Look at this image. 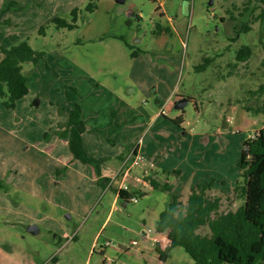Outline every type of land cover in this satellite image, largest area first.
Wrapping results in <instances>:
<instances>
[{
  "label": "rangeland",
  "instance_id": "374dc122",
  "mask_svg": "<svg viewBox=\"0 0 264 264\" xmlns=\"http://www.w3.org/2000/svg\"><path fill=\"white\" fill-rule=\"evenodd\" d=\"M26 1L0 0V10L11 8L10 2L23 6L0 17V42L8 47L27 37L31 48L45 53L40 61H59L55 68L46 66L61 91H50V81L46 83L42 77L37 89L43 94L38 96L30 90L25 106L31 110L28 114L22 111L21 98L13 109L0 103V264H102L105 259L118 264H195L179 246L159 261L156 242L143 240L142 232L150 229L154 234L158 214L170 193L184 203L191 188L205 183L209 185L206 196L219 200L218 214L241 204L242 199L233 192L242 181L236 161L243 140L264 123L261 115L245 109L254 108L262 97L248 92L264 79V19L252 22L247 32L239 31L244 18L233 8H241L245 0H98L93 13L85 11L88 0H61L62 6L72 4L60 13L54 11L57 0ZM159 1L172 21L171 35L152 34L155 23L167 22ZM74 7L78 9L76 27L70 30L55 28L46 21L40 24L48 25L44 35L35 31L25 36L23 26L19 28L14 22L33 8L44 17L54 13L68 19ZM229 11L235 19L228 18ZM258 11L246 14L247 21ZM127 18L131 20L129 26L125 24ZM242 44H248L252 54L228 75L227 65L234 62V51ZM136 50L137 56L132 57ZM204 57L212 61L198 69ZM29 66L23 64V71ZM221 75L223 79L218 78ZM27 85L32 88L31 83ZM69 85L75 87V93L68 90ZM126 88H132L133 93L125 94ZM170 93L175 100L162 102L165 115L155 123L158 128L153 121L148 125L141 144L146 155L164 149L154 169L160 181L172 186L170 192L143 190L145 193L137 195L135 201L128 200L122 206L118 199L112 208L111 188L97 187L90 178L76 173L67 157L57 160L58 154H50L46 141L57 137L55 132L66 115L63 121L60 118L70 110L72 101L77 100L88 112V121L99 124L105 113L110 120L115 107L126 102L135 111L128 124L140 127L146 123L147 114L157 110L155 98ZM179 96L189 99L182 109L174 107ZM5 111L9 112L7 118L3 117ZM177 116H181V124L174 121ZM111 128L110 137L116 133L122 136ZM45 132L48 138H44ZM88 133L93 145L112 147L105 133ZM148 138L159 143L151 151L144 148ZM29 224L37 225L38 233L27 232ZM63 229L74 238H54ZM131 240L139 246H130ZM160 242L157 244L162 248L168 243ZM51 256L55 262L49 261Z\"/></svg>",
  "mask_w": 264,
  "mask_h": 264
},
{
  "label": "trees",
  "instance_id": "16d2710c",
  "mask_svg": "<svg viewBox=\"0 0 264 264\" xmlns=\"http://www.w3.org/2000/svg\"><path fill=\"white\" fill-rule=\"evenodd\" d=\"M97 2L98 0H88L85 11L93 13L97 8ZM10 3L11 8L7 6L0 10V17L7 10L23 9V6H17L15 2ZM263 4L264 0H245L241 8H233L238 10V15L244 18L239 31L247 32L252 29V22L264 19ZM256 9L259 11L252 16L251 21H247V15H253ZM77 11L78 9L74 7L69 11L68 19L55 16L48 22L55 28L73 29L76 27ZM228 15L229 19H235L232 12L229 11ZM219 21L222 22L223 18L221 17ZM130 22L128 18L125 20L128 26ZM47 26V24L39 26L36 32L44 35V29ZM169 32L167 26L155 23L152 34ZM118 38L127 47L132 48L122 36ZM137 54V50L131 52L132 57ZM251 54L252 49L248 44L240 45L234 51V62L227 65L230 68L228 75L232 73L237 63L246 62ZM44 57L43 51L31 48L27 37L8 47L0 46V103L3 107L13 109L15 102L27 94V77L23 72V64L35 66ZM211 61L210 57H204L198 69L203 70ZM261 66L264 67V56ZM218 78L223 79L224 76L221 75ZM67 88L75 93V87L69 85ZM248 93H256L262 97L254 108L245 107V109L261 115L264 119V79L257 89ZM179 98L182 97L179 96ZM66 99L70 100L67 95ZM81 113L80 103L77 100L72 101L65 121L59 125V130H56L55 134L58 138L67 140L72 159L90 166L96 178V184L105 188L110 180L102 176L100 171L105 158L94 156L82 140V134L85 131L93 133H104V131L94 127L87 128ZM111 115L113 118V112ZM174 121L178 124L181 122L177 119ZM43 136L48 138L49 133L45 132ZM242 144L248 146V152L240 153L236 161L241 171L242 181L238 182L233 190L235 196L242 199L241 204L234 210L218 214L219 200L206 196V190L209 189L208 183L191 188L184 203L179 201L178 195L170 193L169 200L165 208L159 212L154 227L157 233H165L168 241L164 248H160L157 243L154 245L159 261L165 260L171 248L179 246L195 264H264V127H261L253 138L244 139ZM154 168V166L151 167L153 190L162 189L170 192L172 186L166 180L160 181L155 176L157 173ZM109 188H112V184ZM116 193L117 198L126 205L131 196H141L145 192L135 188L130 191L116 188ZM211 214L214 216L211 217ZM202 227L205 228L204 231H198ZM49 261L55 262L54 256H51Z\"/></svg>",
  "mask_w": 264,
  "mask_h": 264
},
{
  "label": "crops",
  "instance_id": "0c3cea01",
  "mask_svg": "<svg viewBox=\"0 0 264 264\" xmlns=\"http://www.w3.org/2000/svg\"><path fill=\"white\" fill-rule=\"evenodd\" d=\"M25 1L26 0H18V3H22V2H25ZM51 1H53V0H51ZM45 2H47V1H45ZM57 2H58V5H57L56 9L54 10L57 13L65 12L67 10V8L70 7L71 4H72V3H69L68 6H62L61 0H57ZM159 8H161V14H163L164 17H166V21H167L166 25H164V24L163 25L167 26L169 28L170 32L169 33H161V34L157 35V37H161L162 34L171 35L173 33L172 29L170 27V24H172V21L166 15L164 6H163L162 2H160V1H159ZM29 12H27L28 14H26L24 17H22L21 21L14 20L15 24H19V28L21 26H23L22 32H24V33L26 32L25 36L31 34L32 32H35L37 30V28L40 26V24H42L43 22L49 21L53 17L56 16V15L54 16V13H53V14H50L48 17H46V16L44 17V15L38 14L39 12H38L37 8L31 9ZM24 18H26V19L23 20ZM44 18H46V19H44ZM81 41L82 40H78V42H80V43H81ZM0 46H3V40L0 42ZM58 62L59 61H52L51 64L50 63L48 64V63H43V61H38L35 64V66L31 65V66H29L31 68L28 67L26 69V71H23L24 74L27 77L26 83L27 84L31 83V85H32L31 86L32 88L28 87L27 94L21 98V99H23L22 100L23 107H25L26 104L28 103V99H29L28 95H29L30 90L33 89V91H35L36 94H38V96H41L40 94H43L42 91L37 89V86L39 85L38 82H39V80H42V77L45 78V82L46 83H47V81H50V83H51V84H49V90L50 91H53V90H57L58 92L61 91L60 90L61 88H59L56 84H54V82H53L54 80L53 81L51 80V78H50V76L48 74L49 70H47V66L50 69L51 68H55L54 64H58ZM64 64L67 65V62L65 60H64ZM95 84L97 85V83H95ZM77 90H78V86H77ZM153 90H154L155 93L158 92V90H156V89H153ZM109 93L114 95L115 99H120V98H118L116 96V94L114 92H110L109 91ZM32 95H34V94H32ZM171 100H175V99H173V95H171V93L167 94V95L163 94V95L157 96L155 98V104L158 105L157 110H155L150 115L147 114L148 118H147L146 123L145 122L142 123V125L140 127H135V124L132 123V122H130L128 124L131 116L134 115L135 111L126 102L125 103H121V104L119 103V105L117 107H115V111L113 113V118L112 119L110 118V120H109V118L107 117V113H105V117L103 118V120L101 121L100 124L97 123V121H88L87 118H86L88 112H86V110L81 105V108H82L81 116H82L83 121L85 122L86 127L87 128L88 127H94V128L103 130L104 133H105L106 140L110 143V145H112V147H111L112 149L111 148L109 149L106 144L98 145L97 143H94L95 145H93L94 140H92V138L89 135L88 131H85L82 134V140H83L85 146L87 147V149L89 151H91L94 154V156L105 158L104 162L100 166V171H101V175L102 176L111 178L117 172V170L120 167L121 159L128 152V150H130L136 144V142L138 141L139 138L143 139V136L145 134V131H146L148 125L152 121L154 122V124L157 123V120L160 117V115H158V113L160 112V109L162 107V102L166 103V102L171 101ZM22 111L25 114H28L29 112H31V110H29L26 107L23 108ZM90 111L95 113L94 109H91ZM16 112L18 113L17 110H16ZM96 114H97V112L95 113V116H96ZM8 115H9V112L5 111V113L3 114V117L7 118ZM65 115H67V113L63 114V116L60 118L61 121L64 120ZM20 119H22V121H23L24 118H20ZM20 119H18V120H20ZM25 119H27L29 124L31 123L29 118H25ZM176 119L182 121L181 116H177ZM10 120H11V117H10ZM179 124H181V122ZM123 125H125V127H122ZM157 125L158 124H155L156 128H158ZM107 127L109 128L108 132H107ZM111 127H115L116 129H118V131L120 133H122V136L119 137L120 134L117 135V133H116V134L112 135V137H110L108 135V133L112 129ZM163 127H165V126H162L161 128H163ZM97 139L101 140V136H97ZM46 142L49 143L48 144V148L50 149V154H52V153L58 154L57 157H56L57 160H58V158L63 160L64 158L67 157L68 158L67 163L69 164V166L70 165H75L74 169H77L76 173H78V174L80 173L82 175L87 176L98 187V185L96 184V178H95V176L93 174V171L90 168V166L84 165L81 162H79L78 160H73L72 159V155H71V152L69 151L66 139H59L57 137L56 138L51 137ZM158 144L159 143L155 144V142H152L148 138L147 141L145 142L144 148L150 149V151H151L152 149L156 148V146ZM96 146H98L99 149H97ZM163 151H164V149L161 152L154 151V152L150 153L149 155H146L144 153H143V155H145L147 157V160L150 163L153 162V165L155 167V166H157V162H159V157H161ZM168 157H169V155L166 156V158H168ZM115 158H116V160H114ZM156 159H157V162H156ZM115 161H116V163H115ZM58 162H60V161H58ZM68 168H70V167H68ZM154 170H155V173H156V169H154ZM133 172L135 174H138L139 171L134 169ZM155 176H157V174ZM128 181L131 184H133V180L131 178H129ZM116 185H117V182L112 184V188H111L113 190V192H114L113 199H112V204H113L112 208H115V206H116L115 202L118 200L117 193H116ZM123 204L124 203H122V206H123ZM69 211H72V210H69ZM61 235H62V233H61ZM61 235L54 234V238H57L58 240H60V239H62L61 237H63ZM63 238H65V237H63ZM65 241H67L66 238H65ZM119 246L121 248L124 247L122 245H119ZM160 247L162 248L163 246H160ZM102 252H103V250H102Z\"/></svg>",
  "mask_w": 264,
  "mask_h": 264
},
{
  "label": "built area",
  "instance_id": "2783aa9c",
  "mask_svg": "<svg viewBox=\"0 0 264 264\" xmlns=\"http://www.w3.org/2000/svg\"><path fill=\"white\" fill-rule=\"evenodd\" d=\"M164 109L163 106L160 109L158 115H163ZM261 127H264V123ZM260 127V128H261ZM257 134L256 132H252L247 136V138H253ZM141 144L142 138H139L136 144L128 150V152L124 155V157L120 161V167L117 172L110 178L108 183L106 184V188L111 184L117 182L116 188L118 190L130 191L132 188L139 189L143 192V190H153L152 179L153 176L151 174L152 163H150L146 156L141 152ZM138 170V174H135L133 170ZM131 178L133 180V184H131L128 179ZM130 201H135L136 196L133 195L129 198ZM152 231L147 229L145 232H142L143 240H152L156 243L160 244V240L167 242L165 233H157L155 230ZM62 236L66 238V240H70L74 237L73 233H69L68 230H62ZM160 242V243H159ZM130 246L137 247L139 243L135 240H131L129 243ZM161 245V244H160ZM102 264H118L115 260H104Z\"/></svg>",
  "mask_w": 264,
  "mask_h": 264
},
{
  "label": "water",
  "instance_id": "95a60500",
  "mask_svg": "<svg viewBox=\"0 0 264 264\" xmlns=\"http://www.w3.org/2000/svg\"><path fill=\"white\" fill-rule=\"evenodd\" d=\"M115 2L117 3H122L123 0H114ZM125 94H131L133 93V89L132 88H126L125 91H124ZM37 103V102H36ZM187 103V99L185 98H178L175 102H174V107L176 109H182L184 107V105ZM248 152V146L247 145H244L243 146V149L241 151V154H247ZM123 206H125V203L123 204ZM27 232L31 233V234H36L38 233L39 231V228L37 227V225L35 224H29L27 226Z\"/></svg>",
  "mask_w": 264,
  "mask_h": 264
}]
</instances>
